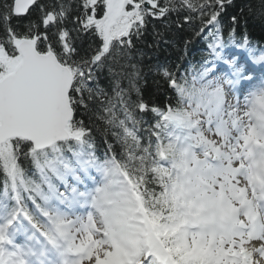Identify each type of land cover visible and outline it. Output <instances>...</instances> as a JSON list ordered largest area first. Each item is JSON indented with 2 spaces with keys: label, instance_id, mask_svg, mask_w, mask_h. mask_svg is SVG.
<instances>
[{
  "label": "snow or ice",
  "instance_id": "obj_1",
  "mask_svg": "<svg viewBox=\"0 0 264 264\" xmlns=\"http://www.w3.org/2000/svg\"><path fill=\"white\" fill-rule=\"evenodd\" d=\"M0 264H264V0H0Z\"/></svg>",
  "mask_w": 264,
  "mask_h": 264
},
{
  "label": "trees",
  "instance_id": "obj_2",
  "mask_svg": "<svg viewBox=\"0 0 264 264\" xmlns=\"http://www.w3.org/2000/svg\"><path fill=\"white\" fill-rule=\"evenodd\" d=\"M200 47V45H197V44H194L192 46V49H191V57H194L196 59L199 58V52H198V48ZM169 51H172L171 49Z\"/></svg>",
  "mask_w": 264,
  "mask_h": 264
}]
</instances>
